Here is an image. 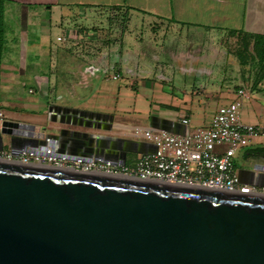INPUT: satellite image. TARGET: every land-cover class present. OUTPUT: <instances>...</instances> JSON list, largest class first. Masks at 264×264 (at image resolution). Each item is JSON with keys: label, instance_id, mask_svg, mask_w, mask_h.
Listing matches in <instances>:
<instances>
[{"label": "crops", "instance_id": "0c3cea01", "mask_svg": "<svg viewBox=\"0 0 264 264\" xmlns=\"http://www.w3.org/2000/svg\"><path fill=\"white\" fill-rule=\"evenodd\" d=\"M106 11L121 12L125 21L115 44L97 43L92 57L90 43L100 36L74 24ZM231 32L264 36V0H2L0 124L26 126L24 132L39 139L58 131L123 137L132 129H150V117L186 120L183 126L191 131L205 126L242 90L240 122L261 128L263 135L239 151L241 169L264 167V110L257 107L262 97L252 94L264 90V65L257 63L262 74L254 82L242 84L233 73H249L250 63L239 70L226 61L220 65L213 37ZM207 37L210 53L202 45ZM105 72L107 84L97 76ZM114 74L119 78L112 80ZM120 81L123 89L109 84ZM243 100L251 102L249 111ZM49 106L110 120L62 113L51 122ZM7 141L4 137L1 152L11 155ZM41 149L51 152L50 143ZM59 149L55 141L51 158ZM136 156L126 155L125 166L131 167Z\"/></svg>", "mask_w": 264, "mask_h": 264}, {"label": "water", "instance_id": "95a60500", "mask_svg": "<svg viewBox=\"0 0 264 264\" xmlns=\"http://www.w3.org/2000/svg\"><path fill=\"white\" fill-rule=\"evenodd\" d=\"M47 113L51 122L62 113L110 120L57 106ZM148 127L179 136L186 132L182 124L156 117L149 118ZM27 128L2 122L0 151L7 137L12 157L49 159L58 141L55 159L119 166L128 154L156 151L145 142L88 133L58 131L39 139L27 135ZM46 143L49 153L41 149ZM236 174L240 184L264 188L261 165ZM0 264H264V195L0 160Z\"/></svg>", "mask_w": 264, "mask_h": 264}, {"label": "built area", "instance_id": "2783aa9c", "mask_svg": "<svg viewBox=\"0 0 264 264\" xmlns=\"http://www.w3.org/2000/svg\"><path fill=\"white\" fill-rule=\"evenodd\" d=\"M69 38H56L63 41ZM114 74L111 79H118ZM242 90L235 92V100L218 107L205 126L186 131L179 136L152 129H132L123 139L153 145L152 155H137L131 167L108 162L42 159L21 154L16 157L0 151V160L65 167L73 171L108 175L143 182L193 187L227 193L264 195V188L240 184L233 167V157L250 142L262 137L261 128L242 124L239 118ZM0 113V120H1ZM187 125L186 120L181 121Z\"/></svg>", "mask_w": 264, "mask_h": 264}, {"label": "rangeland", "instance_id": "374dc122", "mask_svg": "<svg viewBox=\"0 0 264 264\" xmlns=\"http://www.w3.org/2000/svg\"><path fill=\"white\" fill-rule=\"evenodd\" d=\"M125 21V17L123 16V14H121V12L118 11H106L104 13H100L97 14L96 12H94L93 16H90V18L86 19V20H76L75 22L77 24H74V26L80 27L81 31H86L89 32L90 34H97L100 37H95V41H92L90 43L91 45V50H92V57H95V53L97 51H95L97 48L95 46H97V43H99L101 46L105 45V46H109V44L114 45L115 44V39H117L118 35L120 34V29L121 26L123 25ZM74 23V21H70V24ZM66 26L65 24H63L62 27ZM63 33V32H62ZM54 34L55 31H51L50 32V37L49 39L51 41H53L54 39ZM216 37V39H215ZM214 38V39H213ZM212 39L214 40V45H217V52H218V60L220 65H225V61L228 63L229 68L230 67H234L236 70H239V65L238 62L236 60V53L238 51H240V49L242 48L241 43H240V35L238 34H230V33H217ZM182 43V42H180ZM189 44H186V46H188ZM203 48L207 50V52L210 53V40L209 37H207L206 41H204L202 43ZM250 47H248V55L250 56V59L247 57L246 61L247 63H250L249 65V73H243V72H236L233 73V75L239 79V83L242 84V80L243 81H249V83L254 82L255 77L259 76L261 71L259 70V66L258 64L260 63L257 60H252L251 59V53L249 52ZM247 55V56H248ZM258 63V64H257ZM234 71V70H233ZM262 74V73H261ZM264 75V74H263ZM261 75V76H263ZM98 76V80L100 82L106 83L107 84V78L109 77V75H107V73H101ZM138 76V75H137ZM232 76V75H231ZM106 80V81H105ZM110 85L114 84L116 86H119L120 89H123V81H120L118 83V85L116 83H112L109 82ZM254 96H257L259 98H261V100H259V102H257V107H258V111L263 112L264 110V90H260L258 92H253L252 93ZM67 99H69L66 96ZM235 100V98H234ZM233 101V100H232ZM252 101V100H250ZM243 106L245 107L244 111H249L250 107L249 105H251V102L249 101H242ZM240 109V108H239ZM211 110V109H209ZM240 153L237 152L234 157H233V166L235 170H239L241 168H243V163L240 159Z\"/></svg>", "mask_w": 264, "mask_h": 264}, {"label": "trees", "instance_id": "16d2710c", "mask_svg": "<svg viewBox=\"0 0 264 264\" xmlns=\"http://www.w3.org/2000/svg\"><path fill=\"white\" fill-rule=\"evenodd\" d=\"M1 4L2 0H0V44H1ZM234 33V32H233ZM232 32L230 34H233ZM236 34V33H234ZM240 43L241 49L236 53V60L239 66H243L247 63V57L250 59L248 55V47H250L249 52L251 53V59L257 60L264 65V36L259 35H249V34H240ZM248 55V56H247Z\"/></svg>", "mask_w": 264, "mask_h": 264}, {"label": "flooded vegetation", "instance_id": "af4514ba", "mask_svg": "<svg viewBox=\"0 0 264 264\" xmlns=\"http://www.w3.org/2000/svg\"><path fill=\"white\" fill-rule=\"evenodd\" d=\"M261 155H258V157H260Z\"/></svg>", "mask_w": 264, "mask_h": 264}]
</instances>
